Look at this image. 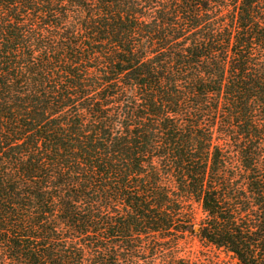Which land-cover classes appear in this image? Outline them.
I'll return each mask as SVG.
<instances>
[{"label":"trees","instance_id":"1","mask_svg":"<svg viewBox=\"0 0 264 264\" xmlns=\"http://www.w3.org/2000/svg\"><path fill=\"white\" fill-rule=\"evenodd\" d=\"M213 250L264 264V0H0V264Z\"/></svg>","mask_w":264,"mask_h":264},{"label":"rangeland","instance_id":"2","mask_svg":"<svg viewBox=\"0 0 264 264\" xmlns=\"http://www.w3.org/2000/svg\"><path fill=\"white\" fill-rule=\"evenodd\" d=\"M192 207H193V210L197 216V218H202V214H201V210H200V207L197 205V204H192ZM194 244L191 246L192 249H191V252L192 254H198V251L200 250L197 242H193ZM183 252V251H182ZM205 254H208L209 255V258H211L212 256H214V254L216 256H218V258L222 261H224L225 263H228V264H234V261L229 257V256H225L223 253L219 252V251H212L211 253L208 252V251H203ZM188 252L186 251V253H184V255H187Z\"/></svg>","mask_w":264,"mask_h":264}]
</instances>
